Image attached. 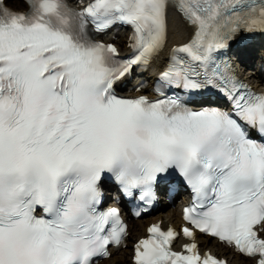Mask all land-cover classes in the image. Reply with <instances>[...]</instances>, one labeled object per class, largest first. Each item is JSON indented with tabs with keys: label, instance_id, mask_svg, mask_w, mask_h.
Instances as JSON below:
<instances>
[{
	"label": "snow or ice",
	"instance_id": "6c2138e0",
	"mask_svg": "<svg viewBox=\"0 0 264 264\" xmlns=\"http://www.w3.org/2000/svg\"><path fill=\"white\" fill-rule=\"evenodd\" d=\"M26 2L0 0V264L109 257L127 235L103 207L110 184L146 205L161 185L190 194L191 242L173 250L177 232L154 223L133 264H226L199 252L197 230L264 264V91L227 57L264 35V0ZM176 16L191 33L168 47ZM116 25L131 28L124 56L97 39ZM161 54L155 98L118 93Z\"/></svg>",
	"mask_w": 264,
	"mask_h": 264
},
{
	"label": "bare ground",
	"instance_id": "6f19581e",
	"mask_svg": "<svg viewBox=\"0 0 264 264\" xmlns=\"http://www.w3.org/2000/svg\"><path fill=\"white\" fill-rule=\"evenodd\" d=\"M18 3H20V1ZM170 29L171 31H170V35L168 39V44H173V43L183 41L189 33V29L186 28L183 22H181L177 17L173 18L170 24ZM245 51L246 53H249V56L251 55L252 50L247 49ZM158 61H159V58L157 59L156 62H154L151 65V69L147 71V73L144 75L145 78H151L153 76V72L159 69L161 63H159ZM242 77L246 79L252 85L259 86L257 80L255 79V75L252 73V71L245 70L242 73ZM156 219H159L161 223L165 225V223L167 222L178 221L179 213L173 207H170L166 210H160L151 216L132 220L129 223V228H128L129 235L134 236V237L143 235L144 225L147 222L153 221ZM196 240L198 244L200 245V249L209 248L215 253L225 256L229 264H252L251 259L241 257L231 252L226 247H223L220 244L216 243L213 240H208L198 235L196 236ZM127 252H128L127 249H122V250H119L117 253H112L107 259H104L101 264H129V261H128L129 258L126 255Z\"/></svg>",
	"mask_w": 264,
	"mask_h": 264
}]
</instances>
